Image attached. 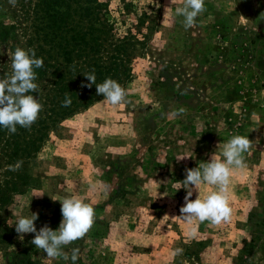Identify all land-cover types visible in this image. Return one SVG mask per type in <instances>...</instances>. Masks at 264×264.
Wrapping results in <instances>:
<instances>
[{
  "label": "rangeland",
  "instance_id": "rangeland-1",
  "mask_svg": "<svg viewBox=\"0 0 264 264\" xmlns=\"http://www.w3.org/2000/svg\"><path fill=\"white\" fill-rule=\"evenodd\" d=\"M104 1L122 20L123 0ZM126 2L133 5L126 28L147 14L146 45L123 86L126 102L113 107L102 98L60 120L20 179L7 173L0 152V264H71L49 261L31 243L34 233L21 239L15 222L37 213V230H56L58 200L73 195L95 209L91 230L63 249L80 250L76 264H264V0H205L189 29L174 16L183 0L167 15L170 0ZM9 4L0 0V22L11 23ZM21 43H0V72L11 67L15 48L27 50ZM234 135L253 143L247 167L231 177V219L219 226L194 221L191 237L192 225L179 216L186 195L179 181L185 168L220 155ZM217 190L203 184L191 199ZM177 248L183 252L173 257Z\"/></svg>",
  "mask_w": 264,
  "mask_h": 264
},
{
  "label": "trees",
  "instance_id": "trees-1",
  "mask_svg": "<svg viewBox=\"0 0 264 264\" xmlns=\"http://www.w3.org/2000/svg\"><path fill=\"white\" fill-rule=\"evenodd\" d=\"M122 3V20L104 0H17L15 6H7L4 15L11 23L0 22V43L22 46L23 38L26 48L35 49L36 57L44 61L42 68L34 69L38 91L30 93L43 105L39 118L30 128L17 126L14 134L0 127V152L8 165L23 161L18 171L7 170L14 179L40 153L49 131L60 120L102 99L94 84L82 87L90 83L84 75L94 73L97 84L106 78L122 87L133 81L134 60L146 45L142 30L147 14H137L134 32L124 20L133 5L126 0ZM11 74V67H2L1 77ZM66 96L71 98L70 107H62ZM6 184L10 185L9 180ZM13 185L17 189L18 182L14 180ZM9 200L7 195L1 202Z\"/></svg>",
  "mask_w": 264,
  "mask_h": 264
},
{
  "label": "clouds",
  "instance_id": "clouds-1",
  "mask_svg": "<svg viewBox=\"0 0 264 264\" xmlns=\"http://www.w3.org/2000/svg\"><path fill=\"white\" fill-rule=\"evenodd\" d=\"M9 3L15 6L17 0H9ZM176 3L177 0H170V6L165 8V15ZM205 11V0H183L182 6L175 7L174 16L183 17L184 27L189 29L196 25L197 18ZM11 61L12 74L0 79V127L14 134L17 126L30 128L43 110V105L30 93L38 91L39 86L34 82L37 79L34 69L42 68L44 61L43 58L36 57L35 49L25 50L20 47L12 53ZM84 76L90 83L82 84V87L91 88L94 84L96 94L103 98L104 103L117 107L126 102L127 90L116 80L106 78L102 83L97 84L94 73ZM71 103V98L66 96L62 107H70ZM179 112H183V109ZM252 143L253 141L247 136L234 135L223 143L220 155L212 153L207 162L194 168H185V178L179 181L186 190L179 216L192 225L189 229L191 237H195L198 230V226L193 224L194 221L200 223L208 221L214 226L230 221L233 212L229 197L231 177L236 170L247 167L244 153L250 150ZM184 158L186 157L178 161ZM22 165L23 161L18 160L14 165H8L7 169L18 171ZM98 183L104 187L102 182ZM203 184L216 186L218 190L211 191L204 198H200L198 194L195 199H191L194 192L199 193ZM92 187L95 190L96 185ZM58 201L61 204L62 216L58 229L53 230L45 224L37 230L35 221L38 219V214L32 213L30 217L22 216L16 220L15 231L21 239L24 234L34 233L31 243L35 248L42 250L49 261L63 259L65 262L70 260L71 264H76L80 250L73 248L69 255L63 249L83 239L91 230L95 221V209L93 203L85 202V198L80 196H68ZM182 252L183 249L177 248L171 255L175 257Z\"/></svg>",
  "mask_w": 264,
  "mask_h": 264
}]
</instances>
